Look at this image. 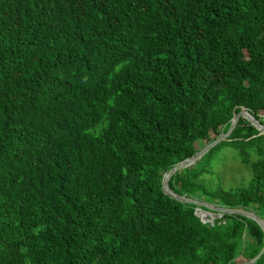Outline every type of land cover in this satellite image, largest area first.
<instances>
[{
    "label": "trees",
    "instance_id": "16d2710c",
    "mask_svg": "<svg viewBox=\"0 0 264 264\" xmlns=\"http://www.w3.org/2000/svg\"><path fill=\"white\" fill-rule=\"evenodd\" d=\"M240 109L264 127V0H0V264L251 259L255 222L160 188ZM223 145L245 186L201 181ZM167 187L264 221V134L239 118Z\"/></svg>",
    "mask_w": 264,
    "mask_h": 264
},
{
    "label": "water",
    "instance_id": "95a60500",
    "mask_svg": "<svg viewBox=\"0 0 264 264\" xmlns=\"http://www.w3.org/2000/svg\"><path fill=\"white\" fill-rule=\"evenodd\" d=\"M239 118H242L245 120L250 126H252L257 132L264 134V127L260 125L252 116H250L244 109H240L237 113L233 114L230 121H229V126L227 130L224 133H221L217 138L214 140L208 142L207 144L203 145L200 147L190 158L185 159L177 164H175L170 170H168L167 173L163 175V178L161 180V191L167 195L168 197L172 198L176 202L179 203H185V204H190L196 207H201L204 208L205 211L198 216L201 221L204 219L209 220L210 218L213 219L214 215H238L245 217L247 219L252 220L255 222L260 230L264 233V221L255 216L253 213L250 211L242 210V209H227V208H222V207H215V206H210L202 202H198L192 199H188L184 196H177L175 195L172 191H170L167 187V181L170 178V176L175 173L180 171L182 168L188 167L192 165L194 162H196L206 151H208L210 148L218 144L219 142L223 141L226 139L230 133L232 132L233 128L236 125V122ZM203 219V220H202ZM264 252V243L259 250V252L252 257L249 260L243 261L239 264H253L259 257L260 255Z\"/></svg>",
    "mask_w": 264,
    "mask_h": 264
},
{
    "label": "rangeland",
    "instance_id": "374dc122",
    "mask_svg": "<svg viewBox=\"0 0 264 264\" xmlns=\"http://www.w3.org/2000/svg\"><path fill=\"white\" fill-rule=\"evenodd\" d=\"M260 115L264 116V112H260ZM197 147L198 150L199 146ZM209 167L212 174L200 178L208 189L214 188L217 182L225 190L239 188L245 186L250 179L249 169L240 164L236 150L229 146H219L213 151ZM197 214L199 216L201 212Z\"/></svg>",
    "mask_w": 264,
    "mask_h": 264
},
{
    "label": "built area",
    "instance_id": "2783aa9c",
    "mask_svg": "<svg viewBox=\"0 0 264 264\" xmlns=\"http://www.w3.org/2000/svg\"><path fill=\"white\" fill-rule=\"evenodd\" d=\"M220 216H221V215H214L213 219H218ZM203 221H205V222L211 224V221H212V220H206V219H204Z\"/></svg>",
    "mask_w": 264,
    "mask_h": 264
}]
</instances>
